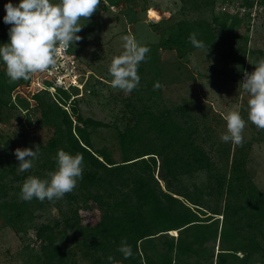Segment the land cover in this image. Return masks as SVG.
Masks as SVG:
<instances>
[{"label": "trees", "instance_id": "obj_1", "mask_svg": "<svg viewBox=\"0 0 264 264\" xmlns=\"http://www.w3.org/2000/svg\"><path fill=\"white\" fill-rule=\"evenodd\" d=\"M9 26L5 24L6 32ZM68 54L75 61L71 48ZM50 85L45 82V86ZM24 98L36 104L25 108L28 126L34 127L35 134L20 144L33 151L38 146L39 158L29 171L12 174L9 184L17 183L16 189L8 186L6 171L0 173V191L5 195L7 188L15 190L4 204L14 229H21L18 224L25 225L32 211L42 212L50 203L57 210L45 222L29 219L40 242L42 264H76L71 243L85 252L87 264H109L110 255L119 264H200L206 259L210 264H247L258 253L264 258V192L247 183L243 150H206L196 144L194 138L203 132L198 125L181 121L185 114L182 105L161 116L150 115L145 109L134 116L130 127L117 130L121 158L116 162L107 150L92 148L85 126L104 125L82 119L78 86L54 92L45 89ZM59 149L83 156V174L77 187L54 202L21 200L23 180L29 175L46 178L54 170L52 157ZM219 153L229 163L227 178L214 171ZM14 162L19 163L17 159ZM201 171L207 173L205 190L213 207L206 205L202 190L181 193L175 186L182 176ZM243 195L246 202L239 203L238 196ZM80 210L93 212V222L83 223ZM169 232L177 235L169 236ZM121 238L131 245V258L124 259L116 251ZM209 241L213 246L208 251L205 243Z\"/></svg>", "mask_w": 264, "mask_h": 264}, {"label": "rangeland", "instance_id": "obj_2", "mask_svg": "<svg viewBox=\"0 0 264 264\" xmlns=\"http://www.w3.org/2000/svg\"><path fill=\"white\" fill-rule=\"evenodd\" d=\"M9 2L16 5L20 0H0V45L7 36L3 17L4 4ZM80 24L84 25L77 33L81 40L71 47L76 59L71 61L69 70L77 77L80 116L104 125L85 126L94 150L105 149L116 162L120 161L117 130L130 127L134 116L145 109L150 115L161 116L173 113L182 105L185 114L181 121L189 126L198 125L203 132L204 138L197 135L195 143L206 150L230 147L232 153L236 147L242 149L247 183L264 192V130L249 122L241 145L220 140V135L226 131L223 115L227 111H239L247 121L249 97L239 84L243 72L254 71L252 62L264 58V0H100L97 11L88 21L81 19ZM193 32L203 42V48H195L189 42ZM123 35L134 36L150 49L147 61L138 68L139 86L130 94L113 89L107 74L111 59L123 50ZM45 74L37 73L29 80L10 83L0 62V101L5 103L0 102V173L6 171L5 180L14 189L18 184H9V180L22 172L19 163L14 162L16 147L12 143L24 149L20 144L22 139L29 141L35 134L34 127L28 126L25 108L36 104L24 97L30 98L37 76L41 82ZM156 82L162 87L154 90ZM208 127L210 131L206 132ZM217 157L214 171L217 175L226 174L227 178L229 163L220 153ZM11 170L13 172L9 173ZM206 184L207 173L201 171L182 176L175 186L181 193L195 194L202 190L206 205L213 207ZM161 185L164 189L165 184L161 182ZM9 189L5 195L0 191V264H42L40 242L29 219L45 222L55 216L57 210L50 203L42 212L32 211L25 225L18 224L21 229H14L9 211L4 207L15 194V190ZM244 197L238 196L239 203L246 202ZM78 213L83 223L93 222V212L80 210ZM168 235L175 237L177 232ZM144 243L151 245V242ZM205 246L209 251L213 242ZM69 247L76 264L88 263L85 252L72 243ZM156 248L162 250L161 246ZM214 252H218L217 244ZM200 264H210V260L200 261ZM247 264H264L263 255L251 256Z\"/></svg>", "mask_w": 264, "mask_h": 264}, {"label": "clouds", "instance_id": "obj_3", "mask_svg": "<svg viewBox=\"0 0 264 264\" xmlns=\"http://www.w3.org/2000/svg\"><path fill=\"white\" fill-rule=\"evenodd\" d=\"M99 4L100 0H56L55 3L52 0H20L16 5L5 3L3 23L10 27L7 43L0 45V62L8 81L15 83L21 79L29 80L37 73L55 71L58 57L66 56L73 44L81 40L77 35L84 27L80 24L81 19L88 21ZM188 39L193 47H204L203 42L196 38V33H191ZM121 40L123 50L111 59L107 74L113 89L130 94L139 86L138 68L147 61L150 49L137 42L132 35H123ZM252 64L254 71L243 72V80L239 84L249 97L247 121L239 111H227L223 115L226 131L220 135L224 143L241 145L244 141L243 131L249 122L257 129L264 130V58L254 60ZM161 87L159 82L154 84V90ZM39 154L38 146L35 151L29 148L15 149L19 170L27 172L32 169ZM52 159L55 167L47 173L46 178L29 175L23 180L19 192L21 200L54 202L77 187L83 174L82 154L73 155L59 149ZM116 251L124 259L133 256L126 238H121ZM107 260L109 264H119L111 255Z\"/></svg>", "mask_w": 264, "mask_h": 264}, {"label": "built area", "instance_id": "obj_4", "mask_svg": "<svg viewBox=\"0 0 264 264\" xmlns=\"http://www.w3.org/2000/svg\"><path fill=\"white\" fill-rule=\"evenodd\" d=\"M71 61L72 57L68 53L66 56H59L57 69L55 71H46L45 73H47V75L45 74V78L41 82L38 75L35 81L36 85L33 86L34 88H31L30 95L45 89L54 92L57 88L68 89L71 85L77 86V77L69 70ZM45 82H49L51 85L45 86Z\"/></svg>", "mask_w": 264, "mask_h": 264}]
</instances>
